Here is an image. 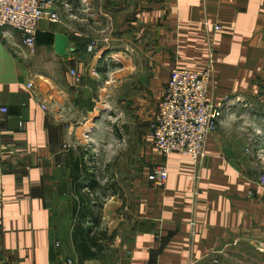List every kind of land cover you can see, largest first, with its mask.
I'll use <instances>...</instances> for the list:
<instances>
[{
    "label": "crops",
    "instance_id": "obj_1",
    "mask_svg": "<svg viewBox=\"0 0 264 264\" xmlns=\"http://www.w3.org/2000/svg\"><path fill=\"white\" fill-rule=\"evenodd\" d=\"M53 5L61 19L40 22L34 50L10 28L0 39V264L83 261L69 153L95 136L144 167L129 160L115 172L124 199L92 206L115 238L82 264H264V0ZM173 69H210L211 102L228 101L201 163L153 147ZM159 165L161 190L148 181Z\"/></svg>",
    "mask_w": 264,
    "mask_h": 264
},
{
    "label": "built area",
    "instance_id": "obj_2",
    "mask_svg": "<svg viewBox=\"0 0 264 264\" xmlns=\"http://www.w3.org/2000/svg\"><path fill=\"white\" fill-rule=\"evenodd\" d=\"M54 0H0V39L4 30L13 29L21 37L24 46L34 50L39 24L42 20L52 23L60 21L59 12L52 7ZM217 31L222 28L217 25ZM99 45L92 42L89 51ZM212 71L173 69L166 95L158 106L152 122L153 147L163 156L180 154L188 156L195 163H201L206 156L208 138L218 131L226 104H215L210 100ZM33 84H29L31 89ZM45 109V107H44ZM5 107L0 113L8 114ZM22 126V124H20ZM169 178L166 165L155 166L148 181L155 189H164ZM259 185L264 188V172ZM60 264H77L67 259ZM90 264V263H87Z\"/></svg>",
    "mask_w": 264,
    "mask_h": 264
},
{
    "label": "trees",
    "instance_id": "obj_3",
    "mask_svg": "<svg viewBox=\"0 0 264 264\" xmlns=\"http://www.w3.org/2000/svg\"><path fill=\"white\" fill-rule=\"evenodd\" d=\"M72 170L74 172V188L78 197L74 206L72 230L78 252L82 254L83 261H79V264H82L84 260L97 258L98 254L103 253L107 247L105 244L112 242L115 238V235H110L107 229L99 230L101 218L96 216L94 219L92 196L95 197L96 195V208L102 210L104 205L102 198H109L112 195L124 199V194L117 181L112 177L109 179L111 182L101 188V180L96 178L95 181L93 179L83 158H78L76 161L72 159ZM88 182H90L88 187L90 193L83 194L82 190L86 188L85 185ZM100 192L102 193L101 198L97 195ZM90 220H93L94 227L87 226Z\"/></svg>",
    "mask_w": 264,
    "mask_h": 264
},
{
    "label": "rangeland",
    "instance_id": "obj_4",
    "mask_svg": "<svg viewBox=\"0 0 264 264\" xmlns=\"http://www.w3.org/2000/svg\"><path fill=\"white\" fill-rule=\"evenodd\" d=\"M52 7L55 8L53 4H52ZM93 139H94V142H89V141L87 142L86 140L81 143L78 142V144L75 146V148L77 149L76 150L74 149V151L72 149L71 150L72 152L69 153V155L72 159H78V158L84 159V161L88 165V169L90 173L92 174L93 179L95 181H96V178L101 180V188L105 187L104 185L111 182L109 181L111 175L115 177L114 180L116 181L117 178L115 176V172H117V175H119V173L128 174L127 163L129 162V160H133L132 169H134L136 173L137 172L140 173V170L142 171V168L144 167L142 166V161L141 159L136 158L135 156L136 154H138V151L131 150V149H127V151L120 150L122 148H119V147L110 148L108 146L107 138H103V140H99V138L95 136V138ZM89 185H90V182H88L87 185H85L86 188L82 190L83 194L90 193V188H88ZM125 191L126 190L122 189L123 194L125 193ZM97 195L100 196L102 195V193L100 192ZM113 197H116V196L111 195V197L109 198H102V201L104 204L103 208L106 206V204L109 203V201L112 200ZM92 199L94 201L93 204L95 205L96 195L95 197L92 196ZM58 216L60 220L59 226L62 225V229L59 230V232L61 235L67 236L70 231V222L68 221V215H65L63 213V214H59ZM95 218H96V211L94 213V219ZM102 222L103 220L101 219V226L99 230H104L106 228L105 224H103ZM87 226L94 227L93 220H90Z\"/></svg>",
    "mask_w": 264,
    "mask_h": 264
}]
</instances>
